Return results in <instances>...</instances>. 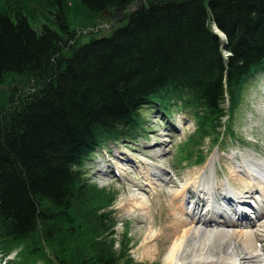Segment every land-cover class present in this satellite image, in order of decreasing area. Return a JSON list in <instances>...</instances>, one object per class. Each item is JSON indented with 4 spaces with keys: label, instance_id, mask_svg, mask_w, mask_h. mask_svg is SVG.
Wrapping results in <instances>:
<instances>
[{
    "label": "trees",
    "instance_id": "trees-1",
    "mask_svg": "<svg viewBox=\"0 0 264 264\" xmlns=\"http://www.w3.org/2000/svg\"><path fill=\"white\" fill-rule=\"evenodd\" d=\"M76 1L92 21L139 6L109 35L79 43L66 0L0 4V84L14 77L26 89L12 88L0 108V253L17 252L5 264H137L128 234L116 253L85 163L137 135L144 109L170 114L177 103L203 109L198 137L218 146L223 119L264 74V0ZM195 150L186 156L198 164Z\"/></svg>",
    "mask_w": 264,
    "mask_h": 264
},
{
    "label": "rangeland",
    "instance_id": "rangeland-1",
    "mask_svg": "<svg viewBox=\"0 0 264 264\" xmlns=\"http://www.w3.org/2000/svg\"><path fill=\"white\" fill-rule=\"evenodd\" d=\"M0 4L3 5V0H0ZM66 4L68 7L71 6L67 9V22L77 34L79 43H86L96 36H107L127 21L126 14H121L117 21L103 14L92 21L87 19V16H81L83 9L76 0H66ZM134 9L136 7L132 8ZM33 26L36 27L35 24ZM214 33L221 42H224L223 34L218 28ZM14 87L20 91L26 90L24 81H18L14 77L0 84V108L6 105L8 95ZM202 115V108L184 109L180 103L170 109V114H163L158 108L144 109L142 129L137 135L107 143L83 166L85 183L97 190L93 192L95 201L103 202L97 207L98 214H108L110 220L115 223L116 253L119 250L118 242L123 239L124 234H128L131 241L129 247H132L129 254L134 263H162V259L154 262L144 257L140 248L151 228L146 226L142 233L136 232L138 226L144 227L150 215L158 212L155 194H164L166 196L164 200L170 201V196L191 181L202 169L211 175L209 182L213 187V196L218 200L217 205L225 209V217L236 219L234 215L229 214L227 205L220 199V195L227 194L225 188L231 192L233 198L246 196L251 205L260 206L258 201L262 197L258 190L261 188L258 184L253 187L254 183L238 171L241 166L247 165L251 158L264 164V74L256 75L245 85L239 108L233 113L232 118L223 119L224 127L218 129L223 136L220 145L213 147L211 136L198 137L197 122ZM231 132L233 136L230 137ZM191 139L193 142L190 144ZM188 148L191 151L200 148L201 151L197 149L194 151L193 158L202 154L204 159L198 164L193 159L188 161L186 156ZM126 159L132 160L133 163H127ZM210 160L212 166L209 167ZM147 167L156 172V178L151 180L148 177L145 169ZM193 190L194 187L189 185L188 196L194 198L193 200L188 197L190 206H192L190 202L198 200ZM223 190L225 191L222 192ZM130 195L140 198L148 209L140 212L129 211L127 210L129 207L123 209L124 203L136 202L128 200ZM152 203L155 206H152ZM250 208L249 206L243 209L248 219L256 223V215ZM203 209L204 204L200 203V214L205 212ZM137 217H140L139 224L134 221ZM13 255L14 252L6 258L8 263L13 262ZM0 264H3L2 258Z\"/></svg>",
    "mask_w": 264,
    "mask_h": 264
},
{
    "label": "bare ground",
    "instance_id": "bare-ground-1",
    "mask_svg": "<svg viewBox=\"0 0 264 264\" xmlns=\"http://www.w3.org/2000/svg\"><path fill=\"white\" fill-rule=\"evenodd\" d=\"M126 160L133 163L130 159ZM208 165L212 166V160ZM145 169L151 180L157 177L156 172L148 167ZM239 169L240 174L254 183L253 187L259 185L261 188L258 190L262 197L258 201L260 206L251 205L246 196L233 198L225 188L227 194H219L220 199L236 219L225 217V209L217 205L218 200L213 196V187L209 182L211 175L202 169L173 193L170 201L164 200V194H155L158 212L148 217L144 227L136 228L138 234L146 226L151 228L140 247L144 257L154 262L162 259L161 264H264V164L251 158L247 165ZM189 185L194 187L193 194L198 199L197 202H190L192 206L187 201L192 198L188 196ZM128 200L136 202L124 203L123 209L129 207L127 210L134 212L148 209L138 197L130 195ZM200 203L204 204L205 212L202 214L199 212ZM152 206L155 205L152 203ZM249 206L254 210L256 223L248 219L243 209ZM139 218H134L138 224Z\"/></svg>",
    "mask_w": 264,
    "mask_h": 264
},
{
    "label": "water",
    "instance_id": "water-1",
    "mask_svg": "<svg viewBox=\"0 0 264 264\" xmlns=\"http://www.w3.org/2000/svg\"><path fill=\"white\" fill-rule=\"evenodd\" d=\"M133 7H137V3H136V2H132V3L127 7V11L132 10ZM118 14H120V12H118Z\"/></svg>",
    "mask_w": 264,
    "mask_h": 264
}]
</instances>
